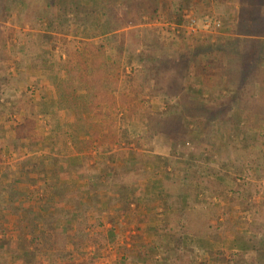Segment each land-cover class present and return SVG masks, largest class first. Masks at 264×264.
Here are the masks:
<instances>
[{"label": "rangeland", "instance_id": "1", "mask_svg": "<svg viewBox=\"0 0 264 264\" xmlns=\"http://www.w3.org/2000/svg\"><path fill=\"white\" fill-rule=\"evenodd\" d=\"M114 2L115 11L109 16H101L100 10L93 14H87L86 11L72 14L76 9H71L72 12L70 10V13L63 16L59 13L55 14L52 8L46 6L48 0H24L20 6H17L15 0H0V202L1 200L4 202L2 205L9 212L20 211L25 223L31 222L35 217L33 211L37 209L38 205H42L44 210L50 211L55 207L56 178L58 182V177L61 179L67 177L64 171L59 170L60 163L56 161L52 167H48L45 162L46 158L50 155L60 160L67 157L73 147L75 149V146L71 145V139L66 135L65 127L59 129V132H55V124L61 120L62 115H57L54 118L51 114L41 112L40 109L37 110L39 103L43 102L42 96L48 89V85L39 79L43 67H51L57 81L64 77L63 62H61L63 58L59 59L57 53H54L53 57L43 52L40 54L38 52L39 45H37L38 39L42 38V41L47 45V37L50 35L59 39L66 36L71 42L70 47L83 41L88 45L107 46L116 52L114 58L120 68L117 89L118 92L120 90L121 93L128 96L129 101L125 99V102H119L116 110H104L97 119L93 120L92 124L95 126L90 131L85 126L92 120L78 118L76 122L80 138L77 143H82V139L89 135L95 137L96 134L103 135L108 131L115 133L118 129L122 130L126 127L124 124L126 120L138 124L141 128V136L153 141L155 139L154 125L158 123V120L153 118L161 117L162 114L170 111L169 107L179 104L185 98V89L188 87L199 90L200 97L211 106L218 104L213 103L215 101L226 103L228 94L233 91L230 89L231 92L227 94V89L222 86L216 87L221 81L218 78H212L216 71L214 65L216 63L211 64L210 56H204L200 40L207 39L212 42L217 37L224 36L248 39L251 36L257 37L264 31V9L261 19L255 12H246L245 6L239 0H114ZM188 15L196 20L195 32L189 28ZM53 16L54 22L52 23L50 20L44 21L42 24L37 22V19L47 20ZM109 18L110 21L117 22L118 26L121 25V29L110 38L108 36L96 37L97 30L92 26L95 24V20L98 23ZM205 18L218 20L220 28L212 31L210 29L203 30L201 20ZM123 19H126L127 22ZM178 21H182V23L178 24ZM48 23L52 27L46 31ZM82 36L88 38L80 40ZM58 45L57 42L56 46ZM193 48L194 56L189 53V50ZM142 55L145 59L141 58ZM176 55H178L177 59L174 60ZM233 56L222 60L223 67L227 61H231V65L233 64ZM152 61H155V66L163 63L162 70L159 72L150 70L149 67L153 65ZM186 64H189L190 70L195 66H203L209 75L207 79H211V86L208 87L212 89L202 85L199 78H187L188 75L183 68L187 66ZM191 73H194L193 69ZM228 73L229 71L225 75ZM144 78L150 81L147 86L150 90L146 89L149 91L137 95L131 91L130 86L136 80L140 84ZM184 85H186L185 89H181ZM213 85L216 86L213 87ZM238 93L240 99H248L249 96L253 98H250L248 103L245 100L244 103L240 100L242 106H239L238 109L236 108L237 103H231L233 111L229 113L230 115L240 117L239 115H243L245 112H249L250 116L251 114L264 113V66L260 75L249 80ZM156 98L163 100L158 114L153 113L152 109L153 101ZM252 105L256 110L250 108ZM72 110L70 105V117L73 114ZM33 112L36 115L34 118H30ZM116 112L118 115H115ZM150 114L153 118L149 121ZM110 115L114 118V125L110 121ZM168 116H172L171 112L168 113ZM226 117L228 118V116ZM251 117L252 123H248V127L256 128L258 130L256 135L251 136L247 133L244 136L239 135V133H235L233 127H230V130L227 128V131L223 127H218V129L212 127L210 130H215L216 133L221 131L225 133V137L221 138L223 142L220 146H217L215 142H206L207 147L204 148L205 150L209 149L210 153L212 148L218 149V155L212 156V160L215 159L216 164L213 165L214 167H210V170L212 169L214 173L218 171L224 173L223 171L229 168L228 172L239 179L240 183L248 184V192L243 190L245 200L232 206L230 197L226 194L220 197L219 192L207 191L201 187L193 194L190 208L203 216L220 206V214L226 215L222 220L226 221L227 228L240 226L243 230L251 229L254 235L264 236V122L258 121L256 117ZM160 121L168 122L169 120L161 117ZM189 121V131H194L190 133V139L182 150L176 149L174 146L173 150L162 154L149 152L150 150H145L142 146L144 141L139 144V147L134 145V142L126 145V141L118 134L115 143L103 146L99 150L91 148L89 151H83L87 158L84 164L87 165L94 164L96 152L102 157L105 155L104 171H107V167L111 166L112 159L120 155V159L128 160L123 164V170L126 171L123 174L125 177H129L127 189L136 188L138 200H141L140 195L143 191L140 187H150L151 191L148 198L139 206H135V202H126L123 205L122 201L125 202V196H120L119 199H108L109 209L106 212L97 213L99 220L102 219L103 225L98 226L97 222L95 227L93 216L89 221L87 218H82L80 220L87 222L83 230L79 227L78 223L80 222L77 217L82 208L66 205L65 216L68 222L65 223L66 229L63 228L60 230L61 232H73L76 236H91L100 230L103 238L100 236L97 238L104 239V242L101 248H97L96 245H88L83 248L80 254H75L73 257L68 254L64 264H134L136 259L129 253V248L138 243L148 245L149 243L159 244L162 241L161 235L168 232L167 227L171 226L169 224L165 223L162 227L146 231H138L136 223L127 225L124 230L120 228V225L127 207L137 208L139 213L142 212L143 216H147L153 213L145 211L147 208L153 205L155 209L156 204H161L165 199L164 196L156 201L151 199L154 185L158 179L173 181L172 183L175 184L181 183L180 179H175V171L178 169L180 161L185 162L191 159L193 152L190 144L195 143L196 138L194 139V137L197 133L191 119ZM260 125H263L262 137L260 136V139L256 140L255 138L259 134L257 126ZM25 133L27 134L24 137ZM46 135H52V139L46 138ZM183 135L184 133H181L179 137ZM22 137L24 138L21 139ZM102 142L105 143V141ZM40 148H42L41 151H39ZM45 149L47 150L45 151ZM131 156L133 157L131 158ZM258 158L262 161L261 172L258 170L257 174H254L255 164L252 162L257 161ZM49 163H53L51 159ZM221 164H223V168H221ZM79 168L82 169V166ZM72 188L74 185H70V189ZM96 200H99L96 205L99 209L100 199ZM2 205L0 206V216L4 215ZM57 206L64 208L63 204ZM88 209L93 211L92 207ZM230 211L237 213L232 220L228 215ZM10 215L12 219L0 220V252L2 254L0 257L3 258L9 256L15 243L6 224L10 223V226L14 227L18 222L13 220L12 214ZM170 220L175 222L177 219L172 217ZM110 229H112L111 236L107 234ZM67 249L73 250V244H68ZM40 251L41 256L37 264H49L43 256L46 250L41 248ZM170 257L165 253H158L154 260L163 262ZM188 259L192 260L193 264H219L216 259L211 260L208 256L196 252L191 253ZM242 264H246V262L244 261Z\"/></svg>", "mask_w": 264, "mask_h": 264}, {"label": "trees", "instance_id": "2", "mask_svg": "<svg viewBox=\"0 0 264 264\" xmlns=\"http://www.w3.org/2000/svg\"><path fill=\"white\" fill-rule=\"evenodd\" d=\"M15 1H17V6L22 5L24 2V0ZM239 2L245 6L246 12H255L261 19L264 16L262 13L264 0H239ZM46 6L52 8L55 14L59 13L63 16L70 13L71 9H76L75 13L72 14H80L82 11H86L87 14H93L97 10H100L101 16H109L110 13L112 14L115 11L114 0H48ZM48 20L51 23L54 22V16L47 20L37 19V22L42 24ZM123 20L127 22L126 19ZM180 23L182 21H178V24ZM92 26L97 30L96 37L108 36L110 38L121 29V25L118 26L117 22L110 21V18L98 23L95 20V24ZM51 27L52 25L48 23L45 28L46 31L50 30ZM87 38L82 36L80 40ZM47 39V45L42 41V38L37 40V45H39L38 52L40 54L41 52L46 53L50 57H53L54 53H57L59 59L63 58L61 62H63L64 77L57 81L52 68L43 67L39 79L48 85V89L42 96L43 102L39 103L37 110L40 109L41 112L51 114L54 118L57 115H62L61 120L55 124V132L57 133L59 129L65 127L67 129L66 135L71 139V145H74L75 149L73 147L67 157L63 159L59 160L49 155L45 160L48 167H52V164L56 161L60 163L59 170L64 171L67 176L64 179L62 178L63 180L58 177V182L56 178L55 183H57V187L54 189L55 207L51 211L44 210L42 205H38L37 209L33 211L35 217L31 222L25 223L23 214L20 211H17V213L9 212L2 205L4 202L1 200L0 206L2 205L4 215L0 216V220L5 219L7 221L6 218L12 219L10 215L12 214L14 216L13 220L18 223L14 227L13 225L10 226V223L6 224L7 230L15 243L14 249L8 257H0V264H15L20 262L23 264H37L41 256V248L46 250L43 256L48 260L49 264H64L68 254H71L72 257L75 254H80L83 248L88 245H96L97 248H101L104 239L97 238V236L103 238L102 231L100 230L96 233L94 232L91 236H76L73 232L63 233L60 231L63 228L66 229L65 223L68 222L65 216V206L70 205L82 208L79 210L77 217L80 222L78 223L79 227L83 230L87 222L80 220L82 218H87L89 221L93 216L95 227L97 222L98 226L103 225L102 219L100 218L99 220L97 213L106 212L109 209L108 199H119L120 196H125L126 200H124L125 202L122 201L123 205L126 202H135V206H139L141 202H144L148 198L151 190L147 186L140 187L143 191H141L140 195L141 200H138L139 197H136L137 189L133 187L127 189L126 187L129 184V177H125V174H123L126 172L123 170V164L128 160L120 159L119 155L117 158L112 159L111 166L107 167V171H104L105 155L102 157L96 152L94 164L87 165L84 164L87 158L83 151H89L91 148L99 150L103 146L115 143L118 134L126 141V145L134 142V145L139 147V144L144 141L142 146H144L145 150H150L149 152L162 154L171 149L173 150L174 146L176 149L182 150L190 139V133L194 131H189V119L195 125L197 133L194 137V139L196 138L194 140L195 143L190 144L193 152L191 159L185 162L180 161L179 167L175 171V179H180L181 183L175 184L172 183L173 181L158 179L159 181L157 180L154 185L155 188L151 199L152 201H156L163 196L165 199L161 204H156L155 209L152 205V207L145 210L152 211L153 213L143 216L142 212L139 213V209L127 207L125 216L122 219L123 221L120 225L122 230L127 225L133 223L138 224L136 228L138 231L153 230L162 227L165 223L171 225L167 227L168 232L166 231L167 233L161 235L162 241L159 244L149 243L147 245L138 243L128 249L129 253L136 259L134 264H193V261L188 259L193 252L208 256L211 260L216 259L219 264H242L244 261L246 264H264L263 235H254L251 229L247 228L243 230L240 226L238 228H227L226 221L222 220L226 215L220 214V206L203 216L190 208L193 194L201 187L207 191L214 190L213 192H219L220 197L226 194L230 197V205L232 206L245 200L243 190L248 192V184L246 182L240 183L239 179L228 172L229 168L223 171L224 173H220V171L214 173L212 169L210 170V167H214L213 165L216 164V160H212V156L218 155V149L212 148L211 153L209 149H205L207 147L206 142H215L217 146H220L223 142L221 138L225 137V133L221 131L216 133L217 131L210 130L212 127H217V129L218 127H223L226 131L227 128L230 130V127H233L235 133L237 132L239 135L244 136L247 133L254 136L258 133V130L248 127V123H252L251 116L256 117L258 121L262 120L264 122V113L251 114L250 116L249 112H245L243 115H239L240 117L229 114L233 111L230 106L231 103H237L236 108L238 109L239 106H242L240 100L243 103L244 100L248 103L249 99L253 98L249 96L248 99H240L238 92L249 80L259 76L263 70L264 31L260 35H257V37L251 36L248 39L224 36L217 37L212 42L207 39L200 40L204 56H210L211 64L216 63L214 64L216 71H214L212 78L221 80L219 85H213V87L222 86L224 89H227V94L231 90L233 91L228 94L226 103L215 101L213 103L218 104L211 106V104L206 103L200 97L199 90L189 87L185 89L186 85H184L181 89L186 90L185 98L179 104L169 107L170 111L161 116L168 119V122L160 121L161 117L153 118L152 114L148 116L149 121L151 118L158 120V123L154 125L153 134L155 139L153 141H149L144 136H141V128L138 124L126 120V123H124L126 127L122 128V130L118 129L115 133L108 131L103 135L96 134L95 137L89 135L82 139V143H77L80 138L76 122L78 118L83 117L92 120L91 123L85 126L90 131L95 126L92 124L93 120L97 119L104 110H116L119 102H125V99L129 101L128 96H125L120 90L118 92L117 89L120 68L119 63L114 58L116 52L110 47L94 44L88 45L83 41L70 47L71 42L66 36L59 39L56 36L50 35ZM57 42L58 46H56ZM189 53L194 56V48L189 50ZM234 54L235 56H233ZM231 55L234 57L233 64L231 65V61H227L225 67H223L222 60L231 57ZM177 56L174 57V60L177 59ZM141 58L145 59L144 55ZM174 60L172 62H175ZM152 62L153 65L149 67L150 70L155 72L162 70L163 63L156 64L155 66V61ZM186 65L183 68L186 70L187 78H199L202 85L211 86V79H207L209 75L203 66L193 67L194 73H191L192 69L190 70L188 67L189 64ZM227 71L229 73L225 75ZM209 73L211 75V70ZM142 80L140 84L136 80L130 86L131 91H134L137 95H142L143 92L145 94V92L150 90L147 87L150 81L146 78ZM162 103L163 100L161 98H156L153 101V113L158 114ZM70 105L73 108L71 117L69 116ZM250 108L256 110L253 105ZM169 112H171V117L168 116ZM35 115V112L31 113L30 118H34ZM115 115H118V113L116 112ZM112 117V115L109 116L110 121L114 125V118ZM121 120L125 121L124 119ZM240 125L242 126L239 127ZM262 127L263 125L257 126L259 134L255 138L256 140H259L260 136L262 137ZM27 133H25L24 137ZM181 133H184V135L179 137ZM46 138L51 140L52 135H46ZM191 138L193 139V137ZM102 141H105V143ZM93 144L94 147H92ZM41 150L42 148L39 149V151ZM50 159L53 163H49ZM256 160L252 162L255 164L253 168L254 174H257L258 170L261 172L262 167V161L259 158ZM80 166H82V169L79 168ZM220 166L223 168V164ZM70 185H74V188L70 189ZM95 198L100 199L101 206L99 209L96 207L99 200ZM225 200L227 199L225 198ZM58 204H63L64 208H58ZM84 206L86 207L84 208ZM91 207L93 211H89L88 208ZM154 210H156V213H154ZM243 212L247 214V212ZM236 214V211L234 213L230 211L228 215L232 220ZM172 217H175L177 220L172 222L170 220ZM111 232L112 229L108 230L107 234L111 236ZM70 243L74 246V249L71 251L67 249V245ZM158 253H165L171 257L165 259L163 262L156 261L154 257ZM0 255H2L1 252Z\"/></svg>", "mask_w": 264, "mask_h": 264}, {"label": "built area", "instance_id": "3", "mask_svg": "<svg viewBox=\"0 0 264 264\" xmlns=\"http://www.w3.org/2000/svg\"><path fill=\"white\" fill-rule=\"evenodd\" d=\"M187 20L190 30H192V32H195L194 26L196 25V20L190 15L187 16ZM201 25L203 30L205 31H208L209 29L212 31L214 29L220 28V22L218 20L209 18L201 20Z\"/></svg>", "mask_w": 264, "mask_h": 264}, {"label": "crops", "instance_id": "4", "mask_svg": "<svg viewBox=\"0 0 264 264\" xmlns=\"http://www.w3.org/2000/svg\"><path fill=\"white\" fill-rule=\"evenodd\" d=\"M243 91V90H242Z\"/></svg>", "mask_w": 264, "mask_h": 264}]
</instances>
